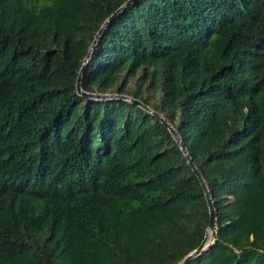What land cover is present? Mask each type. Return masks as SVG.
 <instances>
[{
  "label": "trees",
  "instance_id": "1",
  "mask_svg": "<svg viewBox=\"0 0 264 264\" xmlns=\"http://www.w3.org/2000/svg\"><path fill=\"white\" fill-rule=\"evenodd\" d=\"M127 0H0V264H178L204 193L167 128L76 93ZM88 93L179 133L217 215L189 264H264V0H135Z\"/></svg>",
  "mask_w": 264,
  "mask_h": 264
},
{
  "label": "water",
  "instance_id": "2",
  "mask_svg": "<svg viewBox=\"0 0 264 264\" xmlns=\"http://www.w3.org/2000/svg\"><path fill=\"white\" fill-rule=\"evenodd\" d=\"M135 0H127L116 12H114L111 16H109L104 23L102 24V26L100 27V29L98 30V32L96 33V35L94 36L93 42L91 43L89 49H88V53L82 63V67L79 71L77 80H76V93L79 96H82L86 99H90V100H95V101H106V100H112V99H122L128 102L133 103L134 105L139 106L140 108H142L143 110H145L146 112H148L149 114L155 116L169 131L171 137L173 138L174 142L176 143V145L179 147L181 153L183 154V156L185 157L188 166L190 167L191 171L193 172L194 176L197 178L198 182L200 183V186L202 188V191L204 193V197L206 200V204H207V208H208V213H209V221H208V226L206 228L205 231V236L201 242V244L199 245V247L193 251H191L186 257L183 258V260L181 262H179L178 264H189V262L191 260H193L194 258L200 256L202 253L206 252L207 250H209L216 242L217 239V215H216V210L214 207V203L210 194V191L207 187V184L203 178V176L201 175V172L198 170V168L195 166L192 158L190 157V155L188 154L187 148L185 147L182 138L180 137L179 133L177 132V130L160 114H157L155 111H153L151 108H149L148 106L142 104L140 101L138 100H134L128 96H123V95H117V94H99V93H88V92H84L81 89V78H82V74L84 72V69L88 63V61L91 58L92 52L94 47L97 45L99 38L101 37L103 31L105 30V28L109 25V23L119 14L121 13L128 5L132 4ZM211 231L212 233V237L209 240L208 239V234Z\"/></svg>",
  "mask_w": 264,
  "mask_h": 264
},
{
  "label": "bare ground",
  "instance_id": "3",
  "mask_svg": "<svg viewBox=\"0 0 264 264\" xmlns=\"http://www.w3.org/2000/svg\"><path fill=\"white\" fill-rule=\"evenodd\" d=\"M211 237H212V233H211V231H210L209 234H208V239L210 240Z\"/></svg>",
  "mask_w": 264,
  "mask_h": 264
}]
</instances>
